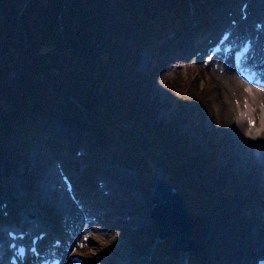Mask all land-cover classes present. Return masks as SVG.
Masks as SVG:
<instances>
[{"label":"rangeland","instance_id":"rangeland-1","mask_svg":"<svg viewBox=\"0 0 264 264\" xmlns=\"http://www.w3.org/2000/svg\"><path fill=\"white\" fill-rule=\"evenodd\" d=\"M240 2L242 0H234L226 11L223 6L220 10L223 13L220 18L227 20V24H229L226 15L231 9L237 11ZM249 8L254 12L253 26L256 22H264V0H253ZM216 19L210 23L215 22ZM199 25V27L193 28L197 34L191 38L192 42L197 40L199 35L203 38L205 29H210L213 26V24L208 26L206 24L204 27H202L204 24ZM187 38L188 35H182L179 40ZM193 50L194 46L186 53L175 51L184 54V56L182 58L174 56L172 58L174 59L173 62L178 64L182 61L194 65V60H190ZM158 53V57L148 51H137V54L133 55L138 71L149 78L150 90L146 96L152 102L151 104L159 110L156 122L167 124L169 129H176L178 132H175V134L179 135L184 142L191 143L190 145L185 143V153L187 156V153L190 154L188 156L189 160H193L190 147H194L193 149L204 151L209 160L213 159L214 163L221 167V176L225 178L226 184L230 187L228 191L232 193L231 195L223 194L225 201L221 200L222 193L219 191L201 197L196 195L198 193L196 186L188 182H185V184L183 180L176 182L172 178L170 172L176 166L173 154L175 150L178 155H180V151L183 153L184 144L182 142L180 144L183 148H179L176 143H172V136H170L169 142L171 144H162L157 147L158 143L150 138L138 114L128 115L130 112L124 111V118L131 125L125 124L124 127L122 125L117 128L110 117L104 116L101 120L99 115L95 114V108L90 104H86L81 107L84 113L83 122L88 123L84 129L77 125L68 124L63 119L57 120L39 115L31 117L26 122H24V119L15 122L12 119L7 120L9 114H12L11 108L3 110L5 112L4 117L0 119V205L3 202L8 204L10 209L7 211L13 217V223L18 226L26 220H28V224L33 223L37 218L29 219L28 217L32 213L42 219H51V221L57 222V231H59L60 237L65 240V245L67 246L70 241L75 240L76 244L72 248V251L74 250L72 254L75 252L83 254L89 264L98 263V259L102 260L104 264H126L131 258L134 260L142 257L144 259L138 264H159L157 263V261H160L158 257L159 247L166 246L161 254V257H164L163 260H165L167 259L168 247L173 246L169 239L161 241L162 239L157 238L158 230L155 223L150 219L152 183L156 179H163L178 191L185 202L194 225V231L189 238L193 244H196L193 247L198 251L202 246L199 242L203 243L211 239L210 229L220 235L221 243L215 244L217 248L215 250L221 253L227 252L232 246L228 242L230 236L235 239L239 236L246 247L255 248L252 250L254 261L260 258L263 259L261 253L256 252V249L262 244L255 243L254 236L260 230L261 233L264 232V164L260 166V163L264 161V157H261L255 164L240 162L241 156L238 151V144L240 142L245 145L246 139L243 136L236 140L229 130H222L219 127L217 111L212 104L213 92L209 88L203 90L199 80L195 79L193 75L183 76L182 71L176 69L175 63L168 62L169 55L165 58V53L163 54L161 51ZM201 61L203 62V60ZM162 79L164 83H161ZM86 93V91L82 94L79 92L78 96L82 99L81 95L84 96ZM176 96L180 97L182 101H177L179 104L175 103L173 105L172 102L174 101L172 99H175ZM8 101L0 97V107H4ZM181 102L191 105V111L195 112L197 116L196 126L184 121L186 117L182 116ZM122 111V108L119 109V112ZM14 114L17 115V113ZM258 115L263 119L261 114ZM46 123L57 125L59 129L65 128L69 131H78L83 135L80 144L83 141H89L91 145L93 143L101 144L95 140L94 131L97 127H100L106 138L112 140L115 144H119L121 139L130 138L132 129H134L145 136L156 154L144 144L140 133H138L139 135L132 134L128 141L122 142L118 151H113L109 147L101 146V144L99 146L104 150L90 161L84 160L80 164L82 168L68 159L70 162L67 164L73 166L70 168L73 169L74 178L78 184V192L68 194L62 187L60 180L61 176L68 172L62 173L57 167H54L56 158L46 152L43 144L39 142V140H42L39 134L48 133L44 129ZM34 125H36L35 128H31ZM151 125L153 124L151 123ZM59 132L57 130L53 132V135L68 144ZM17 135H25L26 140L22 142L20 139L19 141ZM219 140H222L223 143L221 147L223 153L222 156H219L220 159L217 158L220 151L212 152L211 150L214 141L218 142ZM206 141L209 146L206 145ZM51 144L55 145L57 143L51 141ZM80 144L70 152L71 156L78 157L77 152L80 151ZM129 145L132 146L131 149L128 148ZM65 147L69 148V145ZM127 151H133L137 156L134 159L140 157L144 163H139L137 166L136 164L131 165V163L123 164L122 162L127 157L129 159L127 154L119 156L123 157V160L119 157L116 159L113 156L114 153L116 155ZM86 153V157H88V150ZM181 159L184 158L181 157ZM59 160L57 159V162ZM200 162L202 164L201 159ZM94 169L96 171L91 173ZM204 170L207 172H204L205 176L213 174L210 170ZM161 174L163 177L160 178ZM89 175H92L94 179L92 183L98 180L111 182L119 175L125 176L126 181H124L123 188H120L121 190L119 189L120 191L118 190L116 194L114 193L113 202L102 203L100 209L96 210V208L91 207L90 202L87 201L90 215H88L87 224L79 226L80 217H85L82 211V204L85 203V200L82 199L81 195L87 194L88 191L93 189V187L90 189L88 186H84L81 181ZM200 176L199 173V176L196 177L198 183H201ZM210 187H213V185L210 184ZM215 190H219V188ZM97 195L101 196L102 194L97 190ZM77 196L78 199L82 200L77 201ZM62 205L74 209L72 218L71 213L65 211L61 207ZM92 208L94 209L92 210ZM90 226L93 228L92 237H84L81 231L83 229L86 231ZM87 239L90 241L88 246L91 249L85 250L82 247L86 245L85 241ZM93 239H98V244L93 242ZM172 251L174 253L180 250L173 247ZM174 258L172 259L169 256L167 263L164 264L180 262L179 258Z\"/></svg>","mask_w":264,"mask_h":264},{"label":"trees","instance_id":"trees-1","mask_svg":"<svg viewBox=\"0 0 264 264\" xmlns=\"http://www.w3.org/2000/svg\"><path fill=\"white\" fill-rule=\"evenodd\" d=\"M222 1L0 0V97L9 100L0 107V119L4 117L3 110L11 108L9 120L26 122L34 114L63 119L84 129L88 123L83 122L81 107L90 104L101 120L108 116L118 128L131 125L124 118V111L138 114L157 147L171 144L170 136L179 148H183L180 142L184 144L183 153L174 151L176 166L171 170L172 178L196 186V195L201 197L219 191L225 201L223 194L232 193L221 176V167L213 165V159L194 147H190L193 160H189L185 143H191L175 134L176 129L156 122L159 110L146 96L149 78L138 71L133 58L137 51H148L155 57L159 51L164 54L173 46L169 35L180 36L193 23H203ZM84 89L87 93L81 99L78 94L85 93ZM174 98L173 105L182 101L178 96ZM180 105L184 121L196 126L197 116L191 105ZM121 108L123 111L119 112ZM94 133L97 142L113 151H118L132 134L140 133L141 140L155 153L145 136L134 129L131 137L120 138L119 144L106 138L100 127ZM19 136L22 135L16 137ZM88 145L82 143V147ZM219 145L214 141V152L220 151ZM126 154L129 159L124 163H144L140 157L134 159L137 156L133 151L113 156L117 159ZM204 169L213 174L205 176ZM199 173L201 183L196 182Z\"/></svg>","mask_w":264,"mask_h":264},{"label":"bare ground","instance_id":"bare-ground-1","mask_svg":"<svg viewBox=\"0 0 264 264\" xmlns=\"http://www.w3.org/2000/svg\"><path fill=\"white\" fill-rule=\"evenodd\" d=\"M227 20H223V22L220 24V26L213 27L209 29L208 31V38L199 39L198 42L201 43L199 44L198 47V53H204L205 50L209 47L210 41L214 40V38L221 32V30L226 27ZM191 30V29H189ZM187 30L186 32H188ZM181 53H172L169 55V60L168 62H173L174 59H172L174 56L180 57L181 58ZM200 58V57H199ZM175 63V62H173ZM172 63V64H173ZM176 64V63H175ZM194 65L185 62L183 63L182 61L179 62L178 64L175 65L176 69L182 71L183 76H190L193 75L195 79H198L200 82V86L202 87L203 90L205 88H209L211 92H213L212 95V104L215 110L217 111V117H218V122H219V127L222 130H229L230 133L233 135V137L236 140H239L241 137L245 136L246 132L249 131V119L247 122H245V117L241 118L239 115L241 113H249L250 108L252 107L251 110H253V113L250 112L249 115L252 117V119L256 120L258 114H264V108L260 107L264 105V93L262 92H247L242 85V83L238 80L237 76L234 74V71L232 69H228L224 73H219L217 70L214 68V63L211 65H205L201 60H198L196 63H193ZM247 100L248 108H245V101ZM34 116L38 115H31L27 121ZM34 127L31 128H35ZM44 129L47 132H52L51 134H54L53 132H56L59 130V134L61 137L65 138L67 140V146L69 145V152L73 151L78 147L80 144L81 138H83V135L80 134L78 131L75 130H67L65 128H60L57 125L51 124V123H46L44 125ZM56 130V131H55ZM256 132L261 133L263 136L260 138V147L257 149L255 146L251 145H243L239 142L238 144V151L240 152V162H244L246 164H255L257 163L261 157H264V128H261L260 124H256L255 128L251 129V135L255 134ZM257 136V134H255ZM249 137V136H245ZM18 138H24V136H19ZM72 149V150H71ZM104 149L99 146L96 143H93L89 149H88V157L87 159H81V158H75L71 156L73 159H75L76 163L79 166L84 160L89 161L93 159V157H97L101 151ZM60 149H56L55 155L61 156L62 159L65 158L68 160V156H64V154H59L58 152ZM55 155H52L54 158ZM97 159V158H96ZM95 161V160H94ZM85 163V162H84ZM264 161L260 163V166H263ZM116 173V172H115ZM163 177V175H160V178ZM124 181H126L125 176H118L116 179H112L111 182L108 181L107 187L109 190L114 192L115 194L118 192V190L123 188L124 186ZM18 186H20L18 184ZM120 189V190H121ZM119 190V191H120ZM132 201V199H131ZM65 211L70 212V216L72 218V215H74V209L67 207V205H62L61 206ZM1 212V211H0ZM87 212V211H85ZM36 217L37 219L32 223V225L28 226V228L32 227L35 225V223H40L43 222V220L38 217L36 214L32 213L30 214L29 219H32ZM28 220H26V223ZM84 225L83 221H81V226ZM27 228V229H28ZM226 229V228H222ZM90 231H86L84 236L86 237ZM209 233L211 234L209 240L202 242H199L201 248L199 251L195 247L191 248H186L177 252L173 253V246L171 245L167 249V259L170 256L172 259L179 258L181 264H252V261L254 260V255L252 254L253 248L249 246L246 247V245L241 241L240 237L237 236V239L233 238L230 236V241L229 243L232 244V246L227 250V252H219L215 249L216 245L221 243L220 240V235L214 230L209 229ZM261 236V237H260ZM90 237L92 235L90 234ZM218 237V238H217ZM98 238V237H97ZM254 241L255 243L262 244L260 247L256 249V252L261 253V255L264 258V232L261 233V230L259 232L255 233L254 236ZM3 240V235L0 232V241ZM98 240V239H97ZM93 239V242L98 244V241ZM192 242V241H191ZM216 244V245H215ZM195 246L196 244H192ZM89 249H91L89 247ZM153 252V251H152ZM225 253V254H224ZM154 254V252H153ZM172 255V256H171ZM256 255V254H255ZM148 256V255H144ZM165 256V255H164ZM144 257L142 258H135L134 260L131 258L126 264H138L141 260H143ZM164 257L160 258V261H157L159 264H164L167 263V259L163 260ZM180 262L176 264H180ZM0 264H3L0 261ZM125 264V263H122Z\"/></svg>","mask_w":264,"mask_h":264},{"label":"water","instance_id":"water-1","mask_svg":"<svg viewBox=\"0 0 264 264\" xmlns=\"http://www.w3.org/2000/svg\"><path fill=\"white\" fill-rule=\"evenodd\" d=\"M151 219L160 230L162 240L174 237L176 249L191 248L193 224L178 192L163 179L154 182Z\"/></svg>","mask_w":264,"mask_h":264},{"label":"snow or ice","instance_id":"snow-or-ice-1","mask_svg":"<svg viewBox=\"0 0 264 264\" xmlns=\"http://www.w3.org/2000/svg\"><path fill=\"white\" fill-rule=\"evenodd\" d=\"M212 60H213V58H212V56H208L207 57V61L208 62H212ZM161 83H164V80L162 79L161 80ZM246 91H247V89H246ZM245 108H248V104H247V101H245ZM262 108H264V105H262ZM246 114L245 113H241V117H243V116H245ZM249 124L251 125V126H254V124H255V122L254 121H252L251 119H249ZM257 135H259V132H257L256 133ZM246 135H251V128L249 129V131L246 133ZM58 243V242H57ZM82 246V245H81ZM70 254H71V252H70Z\"/></svg>","mask_w":264,"mask_h":264}]
</instances>
